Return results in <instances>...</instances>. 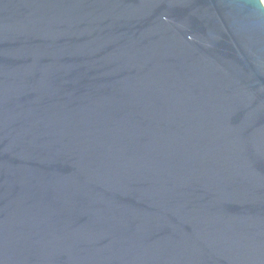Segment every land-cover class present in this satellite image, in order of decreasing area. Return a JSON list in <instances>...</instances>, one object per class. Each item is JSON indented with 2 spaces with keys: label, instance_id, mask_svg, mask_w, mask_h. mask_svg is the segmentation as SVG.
Listing matches in <instances>:
<instances>
[{
  "label": "water",
  "instance_id": "95a60500",
  "mask_svg": "<svg viewBox=\"0 0 264 264\" xmlns=\"http://www.w3.org/2000/svg\"><path fill=\"white\" fill-rule=\"evenodd\" d=\"M0 264H264L262 0H0Z\"/></svg>",
  "mask_w": 264,
  "mask_h": 264
},
{
  "label": "rangeland",
  "instance_id": "374dc122",
  "mask_svg": "<svg viewBox=\"0 0 264 264\" xmlns=\"http://www.w3.org/2000/svg\"><path fill=\"white\" fill-rule=\"evenodd\" d=\"M263 1V3H264V0H262Z\"/></svg>",
  "mask_w": 264,
  "mask_h": 264
}]
</instances>
